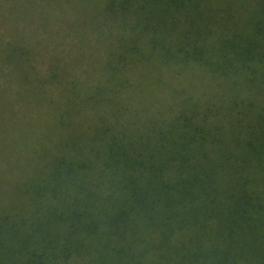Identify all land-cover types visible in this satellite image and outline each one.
I'll use <instances>...</instances> for the list:
<instances>
[{"label":"trees","instance_id":"trees-1","mask_svg":"<svg viewBox=\"0 0 264 264\" xmlns=\"http://www.w3.org/2000/svg\"><path fill=\"white\" fill-rule=\"evenodd\" d=\"M191 1L209 37L194 25L178 64L241 85L142 131L101 113L89 143L64 139L23 206L0 208V264H264V0Z\"/></svg>","mask_w":264,"mask_h":264},{"label":"rangeland","instance_id":"rangeland-1","mask_svg":"<svg viewBox=\"0 0 264 264\" xmlns=\"http://www.w3.org/2000/svg\"><path fill=\"white\" fill-rule=\"evenodd\" d=\"M191 3L0 0V208L23 206L21 196L55 166L64 139L85 134L89 143L101 113L122 130L142 131L172 117L178 101L210 106L231 81L241 85L239 75L178 64L180 49H192L194 25L209 37V15L195 14ZM114 98L118 114L106 103Z\"/></svg>","mask_w":264,"mask_h":264}]
</instances>
